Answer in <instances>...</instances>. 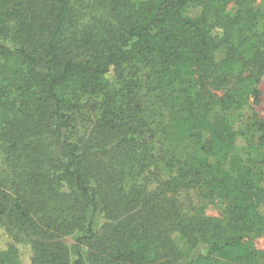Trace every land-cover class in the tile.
<instances>
[{
	"label": "trees",
	"instance_id": "1",
	"mask_svg": "<svg viewBox=\"0 0 264 264\" xmlns=\"http://www.w3.org/2000/svg\"><path fill=\"white\" fill-rule=\"evenodd\" d=\"M98 3L82 21L75 0H0V264H23L20 243L31 264H264V9ZM164 107L181 143L162 155ZM189 192L229 217L186 210Z\"/></svg>",
	"mask_w": 264,
	"mask_h": 264
},
{
	"label": "rangeland",
	"instance_id": "2",
	"mask_svg": "<svg viewBox=\"0 0 264 264\" xmlns=\"http://www.w3.org/2000/svg\"><path fill=\"white\" fill-rule=\"evenodd\" d=\"M99 0H75L76 6H74L78 10V15L80 20H87L88 17H91L94 13L101 12L102 8L98 3ZM254 6L257 9H264V0H253ZM200 10V6L195 3L188 4L185 8V13L190 16H195ZM259 88L261 91V102L257 104L255 107L260 115H264V74L261 77ZM81 98L84 101H90L95 103L98 101L97 97L92 96V94H80ZM139 97H141L144 106H160L161 98L155 94L154 92H149L147 90H143ZM163 127L166 130V137L162 143H159V152L163 155L166 149L170 146H177L181 143V137L179 136L177 127L175 125V114L173 109L170 108H162L160 109ZM91 120L95 119V114L88 113ZM231 120L233 122L238 121V117L235 114H231ZM80 120V118H79ZM85 120V119H84ZM84 120L79 121V126L82 129V126L85 124ZM88 124V122L86 123ZM90 126V124H88ZM55 146V145H54ZM20 183L22 186H25L20 179ZM66 190V189H65ZM184 200L186 210L191 211L192 213L206 212L211 214H225L226 217H229V200L225 199L223 195L215 194L213 196L207 197L205 199L203 197H199L197 192H189L188 194H184L181 196ZM75 236L77 234L72 231L69 234H66L62 237L63 240L67 244H71L75 242ZM174 243L178 246L180 250V254L178 255L180 260H185L190 257L193 253L192 247L187 244V242L182 238V236L178 233L173 234ZM12 242V238L8 235L4 228L0 226V245L2 247H7V245ZM254 244L258 249H264V233L259 235L254 239ZM20 250V256L23 264H31L32 250L31 247L26 243L18 244Z\"/></svg>",
	"mask_w": 264,
	"mask_h": 264
}]
</instances>
